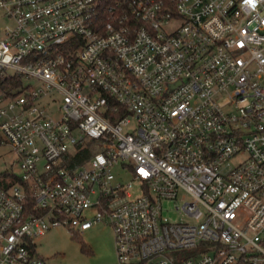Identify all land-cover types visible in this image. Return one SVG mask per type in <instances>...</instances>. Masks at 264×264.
<instances>
[{
    "label": "built area",
    "instance_id": "obj_1",
    "mask_svg": "<svg viewBox=\"0 0 264 264\" xmlns=\"http://www.w3.org/2000/svg\"><path fill=\"white\" fill-rule=\"evenodd\" d=\"M0 14V146L18 168L0 176V264H46L34 238L103 222L117 264H264V0Z\"/></svg>",
    "mask_w": 264,
    "mask_h": 264
},
{
    "label": "rangeland",
    "instance_id": "obj_2",
    "mask_svg": "<svg viewBox=\"0 0 264 264\" xmlns=\"http://www.w3.org/2000/svg\"><path fill=\"white\" fill-rule=\"evenodd\" d=\"M5 23V18L0 14V26ZM16 163V157L9 147L1 145L0 176L9 172L18 173ZM163 209L171 221L179 220L173 203L164 202ZM32 242L36 255L46 264H117L112 228L107 222L74 236L63 227L52 228Z\"/></svg>",
    "mask_w": 264,
    "mask_h": 264
},
{
    "label": "trees",
    "instance_id": "obj_3",
    "mask_svg": "<svg viewBox=\"0 0 264 264\" xmlns=\"http://www.w3.org/2000/svg\"><path fill=\"white\" fill-rule=\"evenodd\" d=\"M92 154H94V151L91 150L82 151L77 157L73 159L71 163V168H75L81 165L83 161L89 158ZM11 177H12V182H15V180H17L16 176H11Z\"/></svg>",
    "mask_w": 264,
    "mask_h": 264
},
{
    "label": "snow or ice",
    "instance_id": "obj_4",
    "mask_svg": "<svg viewBox=\"0 0 264 264\" xmlns=\"http://www.w3.org/2000/svg\"><path fill=\"white\" fill-rule=\"evenodd\" d=\"M249 2H251V0H249Z\"/></svg>",
    "mask_w": 264,
    "mask_h": 264
}]
</instances>
